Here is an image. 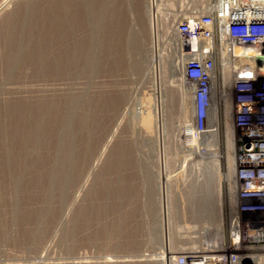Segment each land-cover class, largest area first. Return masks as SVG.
I'll return each instance as SVG.
<instances>
[{
	"label": "rangeland",
	"instance_id": "obj_1",
	"mask_svg": "<svg viewBox=\"0 0 264 264\" xmlns=\"http://www.w3.org/2000/svg\"><path fill=\"white\" fill-rule=\"evenodd\" d=\"M213 2L0 0V110H3V102L9 100L27 98L38 103L56 96V100L63 101L65 109L61 104L62 110L59 107L53 109L54 113L51 110L50 122L60 121L67 111V127L78 134L72 144L75 153L72 151V158H67L68 162L75 159V172L71 173L67 190L64 188L58 193L63 205L68 204L65 209L63 206L55 209L62 218L59 222L52 220L54 213L51 212L53 215L46 213L42 217H49L45 225L37 226L39 219L34 217V212L43 204L31 203L34 194L23 192V186H27L29 179L40 170L33 171L30 165L33 172L28 170V174L26 171L22 174V180L26 177L27 182L5 180L7 187L13 184L11 186H17L14 189L24 195L21 193L18 198L15 196L17 190L12 188L15 191L12 193L6 188L0 189L4 190V194L0 191V197L5 199L4 202L0 198L3 203H0V264H184L183 257L188 259L191 255L200 264L214 263L210 261L214 250L201 240V214L197 203L189 202V208L177 209L170 201L176 195L185 197L194 189L192 183L202 174L198 172L199 168L207 161L211 162L201 154L212 149V145H200L201 152L193 150L198 135L195 139L186 137L182 134L183 128L177 126L180 108L176 84L180 80L171 78L168 69L172 60L168 54V50H172L169 42L177 45L179 22L186 14L212 8ZM167 18L171 21L168 28ZM222 43L227 44L226 41ZM228 49L230 53L234 52L230 46ZM249 58L248 61L256 60L253 55ZM158 96L163 103L159 122L155 117L160 110L156 104ZM72 98L80 108L78 113L75 106L74 110L70 107L74 102ZM11 104L9 102L8 106ZM83 113L90 115L86 120L89 122L81 125L82 131H78L79 124L83 123L78 116ZM8 116L1 115V123L4 119L7 122ZM231 116L229 122L232 125ZM17 118L23 123L29 121L24 115ZM218 126V145L213 146V150L220 158L218 162H211L217 166H214L212 177L215 182L227 171L226 116L223 111L218 112ZM6 144L3 146L10 142ZM10 150L9 154L4 149L7 155L0 158L1 162L12 159L14 153ZM165 184L170 185L164 187ZM220 189V208L224 213L229 202L227 181L221 183ZM6 202L15 208L13 212ZM181 203L182 206L185 204ZM162 205L171 210L170 214L165 215L168 209L164 211ZM70 222L77 223L72 231L67 230ZM222 229L224 231L223 222ZM35 232L38 237L29 240L28 235Z\"/></svg>",
	"mask_w": 264,
	"mask_h": 264
},
{
	"label": "built area",
	"instance_id": "obj_2",
	"mask_svg": "<svg viewBox=\"0 0 264 264\" xmlns=\"http://www.w3.org/2000/svg\"><path fill=\"white\" fill-rule=\"evenodd\" d=\"M212 5L191 17L186 14L178 24L183 39L179 50L187 57L183 80L193 98L195 125L205 130L214 109L220 114L228 107L232 114L234 177L227 181L224 238L211 247L210 261L264 264V45L255 44L264 35V0H214ZM222 41L233 50L242 41L245 57L258 51L259 59L240 64L236 50L224 56ZM235 63L239 66L231 68ZM227 68L230 80L224 85Z\"/></svg>",
	"mask_w": 264,
	"mask_h": 264
},
{
	"label": "bare ground",
	"instance_id": "obj_3",
	"mask_svg": "<svg viewBox=\"0 0 264 264\" xmlns=\"http://www.w3.org/2000/svg\"><path fill=\"white\" fill-rule=\"evenodd\" d=\"M5 1H8L10 2L11 0H5ZM13 1V0H12ZM94 1V0H93ZM177 1V0H176ZM3 2V1H2ZM2 2H1V5H2ZM11 5V4H10ZM194 5V4H193ZM44 6V5H43ZM152 6V5H151ZM2 9L3 6H2ZM7 10V9H6ZM9 10V8H8ZM18 11V10H17ZM19 12V11H18ZM171 12V11H170ZM185 14V13H184ZM183 14V15H184ZM153 15V14H152ZM151 15V16H152ZM156 15V14H154ZM153 15V16H154ZM166 15H178V14H174V13H167ZM194 15V14H193ZM20 16V15H19ZM192 15H188V17H191ZM179 18V17H178ZM187 18V16L185 17V19ZM151 20V19H150ZM153 20V18H152ZM151 20V21H152ZM29 21V20H28ZM150 21V22H151ZM155 22V21H154ZM169 22H171L168 18L166 20V25L163 24V26H166L167 28L169 27ZM25 23V22H24ZM152 23V22H151ZM157 24V23H156ZM38 25V24H37ZM57 25V24H56ZM6 26V25H5ZM9 27V26H8ZM165 27V28H166ZM31 28V27H29ZM56 28V27H55ZM1 29V28H0ZM4 29V28H3ZM18 29V28H17ZM176 29V28H175ZM10 31V30H9ZM17 31V30H16ZM65 31V29H64ZM117 31V30H116ZM6 32V31H4ZM8 32V31H7ZM22 32V31H21ZM67 33V32H66ZM170 35V33H169ZM259 35V34H258ZM14 36V35H13ZM20 36V35H19ZM12 38V37H11ZM258 40L255 41V44H257L258 46H262L264 45V35L262 33V35H259L258 37ZM4 39V38H3ZM25 39V38H24ZM41 39V38H40ZM53 40V38H52ZM16 41V40H15ZM55 41V40H54ZM8 42V41H7ZM14 42V41H13ZM22 42V41H21ZM69 42V41H68ZM175 43V42H174ZM174 43L172 42H169V44L171 45L172 47V50H168V54H170L172 56V60L170 61V75H171V78L173 79H179L178 81V84H176L178 86V98H179V117H180V120H178V122H180L179 125V128H183V131H182V134H184L186 137H190V138H194L195 135L197 134L198 136H196V145L194 147L193 150H196L197 152H201V148H199L200 145H204V144H209L210 146L212 145V149L208 148L206 151H204V153L201 154L202 157L205 156L206 159H208L209 161L211 162H218L219 161V158H220V155L217 154V152L215 153V150H213V146L215 148V146L218 145V111L217 110H213L207 120V126H206V129L205 130H198L197 126L195 125V109H194V102H193V98H192V95L190 93V89L184 84V80H183V68H184V65H185V61L187 59L186 56H182L181 53H180V47L181 45L183 44V39L181 36L178 37V42H177V45H174ZM20 44V43H19ZM43 44V43H42ZM195 45V44H194ZM244 45V43L241 41V42H238L236 44V47H234V51L236 50L237 51V56L240 57V64L243 62V61H248V59H250L249 57H245V54H244V50L243 48H241V46ZM16 48V47H15ZM229 45L225 44L223 46V49H222V52H224V56H226V54H230L229 52ZM45 49V48H44ZM45 51V50H44ZM51 51V50H50ZM85 51V50H84ZM30 55V54H29ZM48 57V56H47ZM52 57V56H51ZM253 57L258 60L259 59V53L258 51H256L254 54H253ZM3 58V57H2ZM68 58V57H67ZM247 58V60H246ZM66 60V59H65ZM39 61V60H38ZM41 61V59H40ZM53 61V60H52ZM23 62V61H22ZM25 63V62H24ZM239 63H235L233 65V67L231 68H234V67H238L239 66ZM7 64H9L7 62ZM11 64V63H10ZM238 64V65H237ZM28 65V64H26ZM32 65V64H31ZM35 67V66H33ZM169 67V65H168ZM20 69V68H19ZM35 69V68H33ZM3 70V69H2ZM15 70V69H14ZM59 71V70H58ZM228 68H227V71L224 72V85H226L227 83H229V74H228ZM34 74V73H33ZM10 75V74H9ZM4 76V75H3ZM179 76V77H178ZM170 77V76H169ZM173 81V80H172ZM171 81V82H172ZM174 81H177V80H174ZM2 83V82H0ZM173 84V83H172ZM173 88V87H171ZM174 89V88H173ZM4 90V89H3ZM169 91V90H168ZM35 92V91H34ZM6 93V92H5ZM64 93V92H63ZM167 93V92H166ZM3 95V93H1ZM171 94V93H170ZM6 95V94H5ZM21 95V94H20ZM166 95V94H165ZM26 96V95H25ZM65 96V94H64ZM91 96V95H90ZM163 96V95H162ZM9 97V96H8ZM14 97V96H13ZM43 97V96H42ZM58 97V96H57ZM166 97V96H165ZM20 98V97H19ZM24 98V97H23ZM70 98V97H69ZM171 98V97H170ZM173 98V97H172ZM42 99V98H41ZM40 99V100H41ZM47 100V98H44ZM56 96L55 98H49L48 101H45V100H41L40 102L35 103L33 102V99H13V100H9L7 102H3L4 105H3V110H0V116L3 115V114H7L9 115L8 116V119L6 120L7 122H4L2 121L3 123H1V119H0V158L5 156V154L9 153V150L10 149H13V152L14 154H12V159L10 157L11 160L6 162L7 160L5 161H0V189L1 188H6L8 189L10 192L14 189L15 186H11V185H8L9 183H7L8 187L5 185V180L6 179H11V180H14L15 183L16 181H19V182H24L25 178L22 180V174H25L24 172L27 171L29 173H31L32 169L34 171V169L36 170H40L41 172H39V174L37 175H34V173H32L34 175V177L32 179H29L30 182L27 183V186H23V189L24 191L23 192H27L28 194L29 193H33L34 196L33 198L31 199V196H30V199L32 200L31 203H41L43 204L42 207L40 206V209L36 212H34L35 214V218L39 219V224L37 226L41 227L42 225H45L47 219L49 218L48 216L47 219L43 218L44 217L43 215H45L46 213L50 214L51 212L54 213V216H51L53 215L51 213V217H53V221L55 219L54 222H58L62 219L61 218V215L57 212H55V209L57 207H60L63 206L62 209H65L64 206H67V205H63L62 203V199H60L59 194L64 191L63 189L65 187H68L67 184L68 182H70L71 178V173L72 171H74L73 167L75 165V163H73L75 161V159H71V160H74L73 162H68L67 158L68 157H71V153L72 151L74 152V147H73V143H75L76 140H74V137H75V134L78 136L77 133H72V129L71 131H69L68 129V119L66 118V115L68 114L67 111L64 112V117L63 118H59L60 121L58 122H55L54 123L50 122V114L52 113L51 110L55 109V108H58L59 106H61L62 104V100L61 101H58L56 100ZM59 99V98H58ZM39 100V99H38ZM64 100V99H63ZM73 100V98H72ZM66 101V100H65ZM71 101V100H70ZM74 101V102H73ZM72 102L75 103V100H73ZM163 101V100H162ZM166 101V100H165ZM163 101V102H165ZM169 101V100H168ZM178 101V100H177ZM1 102V100H0ZM9 102H12L13 104H11L10 106H8ZM65 103V102H64ZM71 103V105L68 103L67 101V104L70 105L71 109L74 110V106L76 107V112L78 113L79 112V107H77L76 103L73 104ZM157 105H159L158 107L160 108V110H158L157 112V121L159 122L160 119H162V109H161V97L158 96V99H157ZM165 105V104H164ZM163 106V105H162ZM69 107V108H70ZM81 107V106H80ZM60 108V107H59ZM58 108V109H59ZM62 108H63V104H62ZM67 108V106H66ZM87 108V107H86ZM2 109V108H1ZM61 109V108H60ZM65 109V108H63ZM68 109V108H67ZM83 109V108H82ZM81 109V111H82ZM62 110V109H61ZM60 110V111H61ZM58 111V110H57ZM56 111V112H57ZM85 111V110H84ZM51 112V113H50ZM55 111L53 110V113ZM69 112H70V109H69ZM86 112V111H85ZM89 112V111H88ZM76 113V114H77ZM231 111L228 107H226L225 109V116H226V136H227V148H226V159H227V171L223 172L222 173V176L220 175V178L217 179V181H213V174L215 173V167L216 166L215 164H211V162H208L206 164H202V168H199V171L200 173V177H198V179H195V181L192 183V186L194 185V189H192L191 191H189V195H185V197L183 196H180L179 195H176L172 200H170L171 202H173V205L175 208L179 209V207L181 209H185L186 207L189 208V202H193L195 204V202L197 203V208L199 209V213L201 214L200 215V218H201V226H202V242L205 244L206 247H212L214 245L215 247V244L218 243V245L220 246L221 244L220 243V240L223 239V229H222V211H223V208H220V201H222V196H221V189H220V186H221V183L224 182V181H229L232 179L233 174H234V163H235V152H234V129H233V126L230 124V120H229V117L231 116L230 115ZM61 114V112H60ZM75 114V115H76ZM87 114V115H86ZM83 115H79L78 117L81 118V121L83 122L82 124L80 123L78 126V131H82L81 130V125H83L84 123L86 122H89V121H86V120H89L88 118H90V115H88V113H86ZM166 115V113H164ZM22 116L24 115V117H29L28 120L29 121H25L23 123V121L20 119L18 120L17 117L19 116ZM29 115V116H28ZM30 115H33L34 117H31L33 118V120L30 118ZM71 115V114H70ZM74 115V114H73ZM73 115H72V118H73ZM62 116V114L60 115ZM59 116V117H60ZM81 116V117H80ZM6 117V116H5ZM166 117V116H165ZM1 118V117H0ZM4 118V117H2ZM53 118V117H52ZM70 118V117H69ZM167 118V117H166ZM169 118V117H168ZM56 119V118H54ZM80 121V120H79ZM90 123H88V126H89ZM77 125V124H76ZM86 128V126H84ZM77 128V127H76ZM89 128V127H88ZM76 130V131H77ZM77 131V132H78ZM178 131V130H177ZM75 132V131H74ZM88 132H90V128L88 129ZM179 132V131H178ZM81 134V133H80ZM81 135H84V134H81ZM179 136V135H178ZM48 138V140H45V138ZM86 137V135H85ZM88 137V136H87ZM82 138V137H81ZM194 138V139H195ZM81 140V139H80ZM47 141V142H46ZM194 141V140H193ZM10 142V145L8 146H3V144L5 143H9ZM79 142V141H78ZM143 142V141H142ZM84 143V142H83ZM6 144V145H7ZM4 149H6V153L4 151ZM79 150V149H78ZM190 150V149H189ZM192 150V149H191ZM199 150V151H198ZM11 151V150H10ZM75 153V152H74ZM10 154V153H9ZM7 155V154H6ZM78 155V154H77ZM73 156V155H72ZM6 157V158H7ZM83 157V156H82ZM72 158V157H71ZM66 159V160H65ZM69 159V158H68ZM210 159H213V160H210ZM70 160V161H71ZM4 162V163H3ZM77 162V160H76ZM93 162V161H92ZM192 162V161H191ZM190 162V163H191ZM202 162V161H201ZM77 164V163H76ZM80 164V163H79ZM30 165H32V169L30 168ZM35 166V167H34ZM196 166V165H195ZM34 167V168H33ZM217 167V166H216ZM76 168V167H75ZM198 168V166H197ZM196 168V169H197ZM219 168V167H218ZM31 169V170H30ZM177 170V169H176ZM219 170V169H218ZM32 171V172H33ZM119 171V170H118ZM194 171V168L193 170ZM75 172V171H74ZM73 172V176H74V173ZM38 173V172H37ZM57 173V174H56ZM28 174V173H27ZM195 174V173H194ZM221 174V173H220ZM82 175V174H81ZM179 175V174H178ZM217 175V174H216ZM30 176V175H29ZM189 176H193V175H189ZM181 177V176H180ZM188 177H186V181L188 180L187 179ZM190 178V177H189ZM200 178V179H199ZM192 179V177H191ZM190 179V180H191ZM202 179V180H201ZM28 180V181H29ZM9 181V180H7ZM26 181V180H25ZM162 181V180H160ZM170 181V180H168ZM167 181V182H168ZM175 181V180H173ZM12 182V181H11ZM27 182V181H26ZM182 182V181H181ZM183 182H184V179H183ZM191 182V181H190ZM18 183V182H17ZM72 183V182H71ZM160 183V182H159ZM164 183V182H162ZM175 183V182H174ZM173 183V184H174ZM26 184V183H25ZM184 184V183H183ZM15 185V184H14ZM166 185H170V184H165L164 187ZM177 185V184H176ZM190 185V184H189ZM159 186V185H158ZM185 186V185H184ZM19 187V186H18ZM163 187V188H164ZM172 187V186H171ZM170 187V188H171ZM176 187V186H174ZM173 187V188H174ZM178 187V186H177ZM13 188V189H12ZM17 188V186L15 187ZM162 188V187H161ZM168 188V187H167ZM179 188V187H178ZM177 188V189H178ZM183 188V187H182ZM2 189V190H3ZM12 189V190H11ZM67 190V188H65ZM180 189V188H179ZM178 189V190H179ZM187 189V188H185ZM184 189V190H185ZM215 189V190H214ZM0 190L1 192H3L4 194V190L2 191ZM14 190H17L16 192L15 191H12L15 192V196H22L21 195V191L19 189H14ZM18 190H19V193H18ZM65 190V191H66ZM160 190H163V189H160ZM165 190V189H164ZM163 190V191H164ZM169 190V189H168ZM174 190V189H173ZM178 190H177V193H178ZM6 191V190H5ZM147 191V190H145ZM175 191V190H174ZM188 191V190H187ZM7 192V191H6ZM68 192V191H67ZM165 192V191H164ZM186 192V191H185ZM184 192V194H185ZM41 193V194H39ZM59 193V194H58ZM64 193V192H63ZM2 194V195H3ZM7 194V193H6ZM5 194V195H6ZM10 194V193H9ZM19 194V195H18ZM23 194V193H22ZM66 194V193H64ZM80 194V193H79ZM162 194V193H161ZM176 194V193H175ZM14 195V194H13ZM24 195V194H23ZM167 197L168 196H171V195H166ZM2 197V196H1ZM0 197V198H1ZM13 197V196H12ZM20 198V197H18ZM27 198V197H26ZM25 198V199H26ZM160 198V197H158ZM2 199V198H1ZM7 199V197H6ZM15 199V198H14ZM13 199V201H14ZM28 199V198H27ZM4 202H5V199H2ZM9 200V199H8ZM20 200V199H19ZM17 200V201H19ZM66 200V199H65ZM161 200V199H160ZM162 200H163V197H162ZM161 200V201H162ZM164 200H165V196H164ZM2 201V202H3ZM7 201V200H6ZM28 201V200H27ZM35 201V202H33ZM90 201V200H89ZM167 201V200H166ZM184 202L185 204H183V206L181 205L182 203L181 202ZM60 202L62 203V205L60 204ZM66 202V201H65ZM64 202V203H65ZM159 202V201H158ZM219 202V203H218ZM1 203V202H0ZM7 203V202H6ZM5 203V204H6ZM30 203V202H29ZM164 203V202H163ZM169 203V202H167ZM3 204V203H1ZM4 204V206L6 207V205L8 206L9 204L7 203L6 205ZM11 204V203H10ZM166 204V202H165ZM164 204V205H165ZM171 204V203H169ZM179 204L181 206H179ZM13 205V204H12ZM36 205V204H35ZM167 205V204H166ZM161 206V205H159ZM163 206V205H162ZM1 207V205H0ZM9 207V206H8ZM7 207V209H8ZM39 207V206H38ZM167 207V206H166ZM165 207V208H166ZM12 212L15 208L12 207H9ZM186 208V209H187ZM58 209V208H57ZM164 209V206L163 208ZM168 209V207H167ZM167 209H164L167 210ZM170 209H172L170 207ZM174 209V208H173ZM180 209V210H181ZM191 209V208H190ZM195 209V207H194ZM25 210V209H24ZM60 210V209H59ZM69 210V209H68ZM83 210V209H82ZM175 210V209H174ZM163 211V213H164ZM169 211L171 210H167V214L165 215H168L170 214ZM176 211V210H175ZM191 211V210H190ZM28 212V211H27ZM61 212V211H60ZM174 212V211H173ZM172 212V214H173ZM56 213V214H55ZM184 213V212H183ZM194 213V212H193ZM197 213V212H196ZM199 213H197L199 215ZM6 214V213H5ZM33 214V215H34ZM64 214V213H63ZM163 214V216H164ZM181 214V213H180ZM27 215V214H26ZM160 215H161V212H160ZM177 215V214H176ZM179 215V214H178ZM177 215V216H178ZM31 216V215H30ZM162 216V215H161ZM160 216V218H161ZM191 216V215H190ZM32 217V216H31ZM159 217V215H158ZM166 217V216H165ZM168 217V216H167ZM25 218V217H24ZM41 218V219H40ZM60 218V220H59ZM157 218V217H156ZM173 218V217H172ZM219 218V219H218ZM29 219V218H28ZM73 219V218H72ZM163 219V218H162ZM171 219V218H170ZM192 219H194L192 217ZM11 220V219H10ZM21 220V219H20ZM32 220V219H31ZM34 220V218H33ZM161 220V219H160ZM165 220V219H164ZM174 220V219H173ZM22 221H24L22 219ZM2 222V221H1ZM34 222V221H33ZM69 222V221H67ZM72 222V221H71ZM68 223V227H67V230H71L73 229V226L77 227V223ZM74 222V221H73ZM76 222V221H75ZM143 222V221H142ZM168 222V221H167ZM32 223V222H31ZM170 223V222H168ZM167 223V224H168ZM4 224V223H3ZM6 224V223H5ZM9 224V223H8ZM19 224V223H18ZM17 224V225H18ZM48 224V223H47ZM1 225V224H0ZM7 225V224H6ZM5 225V226H6ZM67 225V224H66ZM156 225V224H155ZM20 226V225H19ZM26 226V225H25ZM167 226V225H166ZM9 227V226H8ZM34 227V225H33ZM36 227V226H35ZM152 227V226H151ZM163 227V226H162ZM165 227V226H164ZM181 228V227H180ZM36 229V228H35ZM46 229V228H45ZM167 229V228H166ZM200 229V228H199ZM23 230V229H22ZM180 230V229H179ZM10 231V230H9ZM37 232H38V229H37ZM167 232V231H166ZM29 233H32V232H29ZM28 234V233H27ZM199 234V233H198ZM8 235V234H7ZM23 235V234H22ZM38 234L33 233L31 235H28L30 236V239L29 240H33L36 238ZM27 236V235H26ZM24 236L27 240V242L29 241L27 239V237ZM166 236V235H165ZM200 236V235H199ZM23 237V236H22ZM38 237V236H37ZM43 237V236H42ZM41 237V238H42ZM169 237V236H168ZM24 238V239H25ZM33 238V239H31ZM201 238V236H200ZM38 239V238H37ZM165 241V240H164ZM31 242V241H29ZM217 242V243H216ZM30 244V243H29ZM168 246V245H166ZM160 247V246H159ZM217 247V246H216ZM166 250V249H165ZM191 253V252H190ZM214 256V255H213ZM162 257V256H161ZM204 257V256H203ZM156 258V257H155ZM185 262L184 264H200L201 262L198 261V259L196 257H191L190 258H185ZM214 259V258H213ZM137 260V259H136ZM204 260V258H203ZM201 261V260H200ZM157 262V261H156ZM205 263V262H204ZM69 264V262H68ZM157 264V263H155ZM203 264V263H202ZM207 264H215V263H207ZM217 264V263H216Z\"/></svg>",
	"mask_w": 264,
	"mask_h": 264
}]
</instances>
